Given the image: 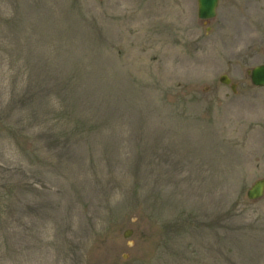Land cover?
<instances>
[{
	"label": "rangeland",
	"instance_id": "1",
	"mask_svg": "<svg viewBox=\"0 0 264 264\" xmlns=\"http://www.w3.org/2000/svg\"><path fill=\"white\" fill-rule=\"evenodd\" d=\"M263 52L264 0H0V264H264Z\"/></svg>",
	"mask_w": 264,
	"mask_h": 264
},
{
	"label": "water",
	"instance_id": "2",
	"mask_svg": "<svg viewBox=\"0 0 264 264\" xmlns=\"http://www.w3.org/2000/svg\"><path fill=\"white\" fill-rule=\"evenodd\" d=\"M218 0H197L198 2V16L201 19L212 18L215 15V8ZM250 79L255 86H264V64L254 67L248 71ZM220 81L223 83H229V79L226 76H221ZM234 88V86H232ZM264 191V179L256 181L250 189L247 191V198L255 200L263 195ZM131 230H127L124 233V237H129Z\"/></svg>",
	"mask_w": 264,
	"mask_h": 264
}]
</instances>
